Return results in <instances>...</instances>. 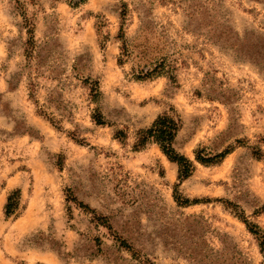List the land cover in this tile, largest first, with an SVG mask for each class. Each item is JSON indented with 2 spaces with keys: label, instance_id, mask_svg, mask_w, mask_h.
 Instances as JSON below:
<instances>
[{
  "label": "rangeland",
  "instance_id": "obj_1",
  "mask_svg": "<svg viewBox=\"0 0 264 264\" xmlns=\"http://www.w3.org/2000/svg\"><path fill=\"white\" fill-rule=\"evenodd\" d=\"M123 3L127 37L148 25L178 84L118 62ZM173 108L175 146L195 164L183 181L156 143L134 148L136 131ZM205 146L231 152L205 165ZM226 200L264 230V0H0V264H264Z\"/></svg>",
  "mask_w": 264,
  "mask_h": 264
},
{
  "label": "trees",
  "instance_id": "obj_2",
  "mask_svg": "<svg viewBox=\"0 0 264 264\" xmlns=\"http://www.w3.org/2000/svg\"><path fill=\"white\" fill-rule=\"evenodd\" d=\"M84 0H74V4H78L83 2ZM120 17L123 20V23L120 27V32L118 34V38L121 41L120 45V56L118 58V62L122 65L129 58H132L135 63V76L136 79L146 80L149 78H155L156 76L166 74L168 79L172 84H178L177 76L174 73L175 65L169 62L166 55H164V50L166 48V44L163 42L155 43L152 40V29L148 25L142 26L140 30V35L132 38H128L126 32L124 30V22L126 21V16L128 13V6L126 3L121 5ZM33 28L30 27L27 32L30 33V37L27 41L28 47L31 50H34L32 47L35 44L34 36L32 32ZM162 40V39H161ZM30 51V50H28ZM87 82L91 84L92 96L94 99H97L100 94V86L98 80H90L87 79ZM93 119L98 124H104L103 115L101 112H98ZM183 126V120L181 116L176 112L173 108L171 112H163L159 114L156 119L152 122V124L146 128H140L136 131V141L134 143V148L140 149L144 148L148 143L153 142L156 143L161 151L167 156V158L176 163L178 166V179L183 181L192 175L195 164L194 161L186 156L185 154L178 151L175 146L176 139L178 136L181 127ZM115 136L120 139H124L127 137V134L124 130H117ZM231 152V148L227 147L222 151L211 152L208 151V148L203 147L199 148L195 152V159L203 164H216L221 162L227 154ZM261 149L258 151H254L256 156H260ZM177 186V185H176ZM67 195V200L71 202L77 203L79 206L86 208V210H90L88 205H84L80 203L77 198L73 195L71 189H69ZM174 197L177 203L181 205H189L191 203L190 199L184 198L179 193L177 187L174 189ZM22 192L21 189L13 190L7 198L5 204V215L9 218L12 215H16L17 211L21 205ZM225 206L232 207L236 213V215L246 224L249 231L254 234L258 240L259 247L262 252H264V230L252 221H249L247 217L240 211V206L235 204L229 200L224 201ZM94 219L97 220L98 224L104 225L109 230H113L112 225L106 219V217L98 216L94 213ZM115 238L120 241V246L124 249L131 252L132 256L135 259L138 258V253L135 248L124 238L115 234ZM101 248V247H100ZM147 260V259H146ZM143 259V262L145 261Z\"/></svg>",
  "mask_w": 264,
  "mask_h": 264
}]
</instances>
